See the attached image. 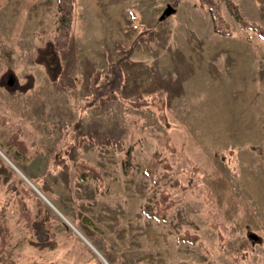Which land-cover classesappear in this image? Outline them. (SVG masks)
<instances>
[{"label":"rangeland","instance_id":"1","mask_svg":"<svg viewBox=\"0 0 264 264\" xmlns=\"http://www.w3.org/2000/svg\"><path fill=\"white\" fill-rule=\"evenodd\" d=\"M171 1L75 0L62 74L50 82L34 58L52 38L57 1L0 0V73L11 68L20 81L34 77L26 93L0 88V117L7 122L0 152L10 162L0 154V208L12 235L8 250L21 263L264 264V42L242 30L225 3L220 13L231 36L214 32L197 0L175 7L180 15H206L194 33L183 30L182 17L165 15ZM232 1L244 21L264 31V0ZM205 45L204 58L181 51ZM114 62L124 77L120 93L87 106L91 75ZM141 100L148 105L130 104ZM18 128L26 132L25 154L10 143ZM167 140L179 153L164 154L170 173L152 186L145 168ZM68 143L53 173L52 162ZM128 149L132 170L125 175ZM80 161L98 171L106 192L76 176ZM162 173L159 167L157 176ZM162 191L174 202L164 220L142 216ZM207 191L222 211V244L210 226L218 218L209 214ZM185 231L199 241L178 242Z\"/></svg>","mask_w":264,"mask_h":264},{"label":"trees","instance_id":"2","mask_svg":"<svg viewBox=\"0 0 264 264\" xmlns=\"http://www.w3.org/2000/svg\"><path fill=\"white\" fill-rule=\"evenodd\" d=\"M57 1V13L54 20V31L52 38L46 41L44 45L39 46L36 49V55L34 58L35 64L43 67L45 73L50 82H56L59 80L62 74L63 65L60 59V52L65 49L70 41L72 35V28L74 24V9L75 0H56ZM182 0H172L169 7L173 10ZM198 4L202 8H207L211 20L212 26L215 33L229 37L231 32L228 25L224 22L220 13V4L225 3L228 10L235 16L236 21L239 23L240 28L244 31L254 32L260 40L264 42V31L255 24H249L243 20L240 15L238 7L232 0H197ZM132 15V14H131ZM133 16V15H132ZM163 19V18H162ZM161 20V19H160ZM37 34H45V31H40ZM131 52V47L127 49V54ZM128 58V55H127ZM123 73L120 68L119 62L110 63L107 66V70L102 74L99 70H96L90 77V97L87 102V106L97 104L102 99L110 94H119L123 84ZM34 87V77L32 74H25L23 81L17 77L13 69L7 68L0 73V88L8 93H26ZM132 106L141 108L148 105L145 100L131 102ZM160 112L159 118L162 123L166 122L165 114L163 113V105H158ZM7 125V122L0 117V129ZM26 132L18 128L14 133L10 135V143L14 145L18 153L25 154L27 148L25 146L22 137ZM71 144H66L63 149L62 155H57L52 162V172L58 173L61 165L64 163L65 156L69 151ZM164 152L156 150L153 156L145 168V173L152 182V186L158 184V182L166 178L171 170L165 155L168 153L170 156H175L179 153V150L172 145L169 140L164 144ZM166 153V154H165ZM165 154V155H164ZM123 172L128 174L132 170L131 164V149H128L125 153L123 160ZM159 167L163 168V173L157 176V170ZM75 174L80 180L90 178L94 180L96 190L99 193L106 192V185L104 179L98 173L97 170L86 165V163L80 161L75 164ZM206 202L209 209V214L212 217H217V221L213 220L210 222V226L213 230L218 232L219 243L222 244L224 240V234L226 232V226L221 222L222 211L215 205L214 196L211 192L205 193ZM20 214L25 219L27 228H30L32 220L31 214L27 207L23 204L22 200L19 202ZM174 205L173 200L170 199L167 191H162L158 199L151 205H145L142 208V216L147 219L161 222L164 220L168 209ZM211 207V208H210ZM217 207V208H216ZM213 217V218H214ZM92 225V224H91ZM11 231L7 226L5 219V206L0 208V264H23L20 262L17 256L8 250L9 241L11 239ZM178 242H185L190 245H194L199 241L196 234H191L185 231L182 235L177 236ZM235 262H238V258H234ZM26 264H43L37 260H30Z\"/></svg>","mask_w":264,"mask_h":264},{"label":"crops","instance_id":"3","mask_svg":"<svg viewBox=\"0 0 264 264\" xmlns=\"http://www.w3.org/2000/svg\"><path fill=\"white\" fill-rule=\"evenodd\" d=\"M181 8V7H180ZM170 16H174V17H176V16H178V17H182L181 18V20H180V22H182L181 23V25L183 26V27H185L183 30H187V31H189V29H190V31H192L193 33H194V29H195V27H196V24H197V22H198V24H199V20H206V15L204 16V15H202V17H199V15H198V12L197 11H194V13L193 14H185V15H180V14H178V9H174V11H173V13H171L170 14ZM169 16V17H170ZM210 16V15H209ZM208 19V18H207ZM211 19V18H210ZM209 20V19H208ZM190 25L192 26V27H190ZM193 28V29H192ZM180 32H182V34H184V32L183 31H180ZM175 47V46H174ZM187 48L186 49H181V51L182 52H184V53H190V52H202L203 53V58L204 57H206V45L205 46H202V48H200V47H197V46H186ZM202 50V51H201ZM174 52H178V50H177V46L175 47V49H174Z\"/></svg>","mask_w":264,"mask_h":264},{"label":"water","instance_id":"4","mask_svg":"<svg viewBox=\"0 0 264 264\" xmlns=\"http://www.w3.org/2000/svg\"><path fill=\"white\" fill-rule=\"evenodd\" d=\"M174 11V9L172 10L170 7H168V9L166 10V12H165V15H168V14H170V13H172ZM0 154L7 160V158L0 152ZM8 161V160H7ZM9 162V161H8ZM10 163V162H9ZM16 169V168H15ZM17 170V169H16ZM18 171V170H17ZM19 172V171H18ZM19 174L26 180V178L19 172ZM26 182L30 185V186H32L27 180H26ZM77 232V231H76ZM81 236V235H80ZM98 254V253H97ZM100 256V255H99ZM101 257V256H100ZM102 258V257H101ZM103 259V258H102ZM103 261L106 263V261L103 259ZM106 264H108V263H106Z\"/></svg>","mask_w":264,"mask_h":264},{"label":"bare ground","instance_id":"5","mask_svg":"<svg viewBox=\"0 0 264 264\" xmlns=\"http://www.w3.org/2000/svg\"><path fill=\"white\" fill-rule=\"evenodd\" d=\"M78 234V233H77ZM79 235V234H78ZM80 236V235H79ZM80 237H82V236H80ZM83 238V237H82ZM84 239V238H83ZM85 240V242L88 244V245H90L87 241H86V239H84ZM91 246V245H90ZM92 247V246H91ZM97 253V252H96ZM99 255V254H98Z\"/></svg>","mask_w":264,"mask_h":264}]
</instances>
